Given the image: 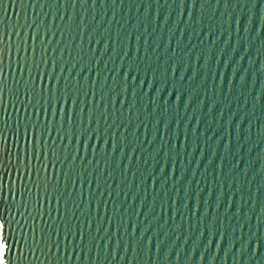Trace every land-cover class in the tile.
<instances>
[{"label":"water","instance_id":"95a60500","mask_svg":"<svg viewBox=\"0 0 264 264\" xmlns=\"http://www.w3.org/2000/svg\"><path fill=\"white\" fill-rule=\"evenodd\" d=\"M0 41L9 264H264V0H0Z\"/></svg>","mask_w":264,"mask_h":264},{"label":"snow or ice","instance_id":"6c2138e0","mask_svg":"<svg viewBox=\"0 0 264 264\" xmlns=\"http://www.w3.org/2000/svg\"><path fill=\"white\" fill-rule=\"evenodd\" d=\"M2 43V41H0ZM19 51V50H18ZM27 49L25 48V52ZM25 63H27V56L24 58ZM31 82V81H30ZM48 83L50 87L48 89H45L43 87V78H41L40 81V88L36 91H33V99H35L37 95V91L39 92V95L41 98H43L45 91H47L48 99L51 100L54 104L59 105L61 101L60 93H59V84L57 82V85L55 88L51 87V78H49ZM33 88H35V85L33 84ZM68 96L65 95L63 99V104L65 107H67L68 104ZM75 100L72 101V116L69 117V120L74 119V114H75ZM53 119H55V111H53ZM63 121H64V115L63 111L61 112V126H63ZM21 135L24 141V149H23V160L24 163L20 165V168H22L25 172H27L28 167H29V153L31 152L32 155L34 156L37 151H42L44 145L42 144V139L44 136V129L41 128L39 132H37V129L33 126L29 128L27 126V119H26V126L23 127L21 130ZM39 138V139H38ZM0 148H2V143H0ZM35 170V169H33ZM19 175V170L18 173ZM37 177H39V174L37 173ZM31 177H29V180ZM39 204V198H37V205ZM35 210V209H34ZM11 231V226L5 225V222L0 219V248L4 250V257H3V264H9L8 260L6 257L10 253V245L8 243V233Z\"/></svg>","mask_w":264,"mask_h":264}]
</instances>
